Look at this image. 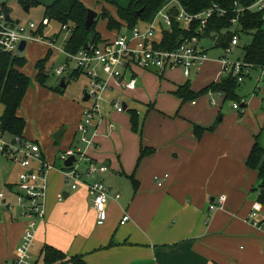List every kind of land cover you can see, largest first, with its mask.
I'll return each mask as SVG.
<instances>
[{
  "label": "crops",
  "instance_id": "1",
  "mask_svg": "<svg viewBox=\"0 0 264 264\" xmlns=\"http://www.w3.org/2000/svg\"><path fill=\"white\" fill-rule=\"evenodd\" d=\"M113 33L114 37L116 33ZM207 39L211 43L203 48L208 56L216 49H223L216 46L215 39ZM30 44L42 49L38 60L46 56L48 49L44 44ZM221 52L223 54V50ZM211 63L209 60L193 75H207ZM174 72L166 73L167 81L172 82ZM139 75L143 83L148 80L149 93L143 89ZM164 76L132 69L126 78H135V89L108 93V99L121 101L126 111L115 113L109 105H104L103 119L95 129L94 145L85 149L84 145L74 142L76 124L84 110L80 108L75 115L71 138L58 152L62 164L56 167V157L53 163L44 157L51 168L46 176L45 218L36 229L33 264L42 259L46 246L68 258L81 256L86 264H264V225L254 227L247 219L255 202L261 204L259 215L264 218V197L260 201L257 173L245 165L256 137L264 149V138L257 136L259 128L224 124L221 104L226 101L211 92L206 94L208 98L202 96L190 104L182 103L173 94L177 99L175 106L180 103L177 111L160 110L156 103L160 96L156 97L155 104L149 99L155 90L150 84L152 78L157 84L156 79ZM255 77L253 73L242 85L250 90L254 87L253 94L257 96L256 90H260L258 86L264 77L259 82ZM185 82L190 83V79ZM182 84L172 83L171 94ZM212 100L216 104L213 105ZM131 104L144 107V113L130 108ZM247 104L248 99L242 97L240 109ZM185 107L199 110L192 113ZM20 109L18 115L23 118ZM2 110L0 105V115ZM128 110H136L143 118L142 138L131 131ZM230 110L238 111L232 106ZM110 122L115 125L113 130L108 128ZM195 125L206 130L212 127L213 131H206L197 139ZM66 132L64 129L61 140ZM23 138L39 145L36 138L28 137L26 127ZM78 148L85 151V158L79 163L83 164L79 168L82 173L90 163L108 168L107 172L94 177L109 189L107 219L101 226L96 224L86 188L79 185L73 190L72 182H67L63 174L61 156ZM144 149L150 152L138 160ZM13 167L15 165L4 161V185L0 184L4 190L17 182V178L11 176ZM165 174L168 178L162 187H157L154 178ZM88 180L91 179L86 178ZM114 195L119 197L114 199ZM219 196L225 197L222 208L209 212V204ZM124 215L129 220L120 225ZM26 227L27 221L17 211L0 214V264H9L15 257Z\"/></svg>",
  "mask_w": 264,
  "mask_h": 264
},
{
  "label": "built area",
  "instance_id": "2",
  "mask_svg": "<svg viewBox=\"0 0 264 264\" xmlns=\"http://www.w3.org/2000/svg\"><path fill=\"white\" fill-rule=\"evenodd\" d=\"M7 1L9 0H0V58L4 55L21 56L19 46L22 42H25L26 47L29 43H40L56 55V61L61 57L60 61L47 71L48 76L53 75L60 80L64 78L65 82L80 76L88 80V88L84 90L83 95H88L91 106L83 110L81 119L76 124L78 143L84 145L85 149L94 145L95 129L103 119L105 104L109 105L112 112L125 113L123 103L115 99L109 100L108 93L112 90L125 92L135 89V78H126L127 73L139 68L163 77L168 72L179 71L184 80L189 81L191 75L202 69L209 61L206 49L200 44L203 39L200 36L208 20L214 14L225 16V11L216 6L198 14H190L173 0V5L165 4L150 22H140L131 29L124 27L110 40L102 41L99 45L86 44V48L82 47L76 53H71L66 50L71 34V29L67 25H61L60 30L52 38L44 37L38 34V30L41 24L49 26L47 21L43 20L39 25L32 22L23 25L19 21L16 24L9 13ZM247 9L264 12V0H255ZM242 11L243 9H238L237 13ZM7 16L11 20H7ZM236 23V19L231 20L232 25ZM174 24L184 32H188L194 26L197 30L191 37H182L172 50L157 47L162 35L172 32ZM63 32L67 36L62 47L58 48L56 46ZM238 43L239 37L234 35L229 44L222 49L224 55L220 58L222 72L226 73L227 77L231 75L236 78L239 85L253 73H256L255 80L261 81L264 77V66H254L243 59L229 62L228 56ZM211 94L223 97L220 92ZM212 104L216 103L212 100ZM232 108L239 110L240 104L234 103ZM114 127V123L110 122L109 130H113ZM0 155L21 169L14 186L5 190L4 186H0V214L4 211H17L19 216L27 221V227L15 250V257L9 264H33L32 251L36 229L45 218L48 186L46 176L51 165L45 161L37 143L18 137L8 140L0 134ZM69 156H74L75 162L70 168H63L64 177L67 182H72L73 190L79 185L86 188L96 215V224L101 226L107 219L109 189L102 181L94 180V177L97 173L107 172L108 168L90 163L88 169L82 173L78 165L85 158V151L79 148L67 151L61 156V160L64 161ZM86 178L91 180L86 181ZM167 178V174L155 177L154 183L157 187H162ZM118 197L119 195L113 196L114 199ZM224 202V196L217 197L209 204L208 211L215 212L221 209ZM261 210V204L255 202L247 218L250 224L257 228L264 225V218L259 215ZM128 220L129 217L124 215L120 225H124Z\"/></svg>",
  "mask_w": 264,
  "mask_h": 264
},
{
  "label": "trees",
  "instance_id": "3",
  "mask_svg": "<svg viewBox=\"0 0 264 264\" xmlns=\"http://www.w3.org/2000/svg\"><path fill=\"white\" fill-rule=\"evenodd\" d=\"M23 6L26 4L37 5L34 0H20ZM170 0H129L128 5L123 8L117 6L116 18L111 16L105 10L97 13V18L93 21L89 32L84 30V22L87 14V7L81 0H54L51 5L46 7L44 20L50 24L51 21L61 25H67L71 29L66 50L71 53H76L86 44L99 45L102 39L99 32L96 30V24L103 20L106 28L113 32H119L123 27L131 29L140 22H150L155 14ZM188 13L198 14L210 9L213 6L225 11V16L214 14L207 22V26L200 36L201 38L215 39L216 46L225 48L232 36L240 34L250 35L251 39L248 44L243 46V61L254 66H264V12L249 10L255 0H175ZM113 3V2H111ZM238 9H243L237 13ZM142 11L140 16L137 12ZM236 19L235 25L231 24V20ZM125 24L124 26H122ZM236 27L232 30L233 27ZM46 28L41 24L38 34L42 35ZM197 28L194 26L188 32H184L177 25H173L171 33L162 35L161 41L157 47L172 50L180 42L182 37H191L195 35ZM56 55L48 51L46 56L38 60L35 64V81L44 87L48 79L47 71L52 66V61ZM25 64L24 57L4 55L0 58V105L3 110L0 115V134L4 137L23 138V132L26 127V122L18 115L28 88L30 79L27 75L21 72V68ZM67 86V83H65ZM239 84L236 78L229 75L220 83H211L199 92L195 93L191 90L190 83L185 82L178 86L173 94L182 101V103L192 102L200 96L206 95L208 92L223 94L224 101H233L240 104L237 90ZM60 87L55 91L60 92ZM127 114L130 118L131 131L134 134L141 136V125L139 122V114L136 110H128ZM195 136L200 139L206 131H213V128L208 130L199 126L193 127ZM150 151L141 150L139 159L141 160ZM245 165L248 169L257 173L260 189V201L264 197V149L258 142V137L251 147V150L246 159ZM44 264H86L81 256L66 257L62 252L46 246L43 248Z\"/></svg>",
  "mask_w": 264,
  "mask_h": 264
},
{
  "label": "rangeland",
  "instance_id": "4",
  "mask_svg": "<svg viewBox=\"0 0 264 264\" xmlns=\"http://www.w3.org/2000/svg\"><path fill=\"white\" fill-rule=\"evenodd\" d=\"M37 5H30L28 12H24L22 1L20 0H9L7 1V7L9 13L14 20H18L21 24L26 25L28 22H32L35 25H39L43 22L45 16L46 7L49 6L53 0H34ZM87 9L93 10L97 13L105 10L111 16L116 18V8L124 7L128 4V0H81ZM113 2V3H111ZM173 5V0L168 2ZM123 24L122 26H124ZM124 28V27H123ZM236 27L234 26L232 30ZM60 30V25L56 22L51 21L49 26L43 30L42 35L44 37L52 38ZM96 30L99 32L102 39L112 38L114 33L106 28L105 21L100 20L96 24ZM66 33H61V40L57 43L58 48L62 47L63 41L66 38ZM250 35L240 34L238 46L232 49L231 54L228 56L229 62L241 61L242 59V48L250 42ZM211 43L210 39H202L201 46H208ZM214 50V49H212ZM217 51L213 52L208 56L209 60H212L210 64L211 71L203 75H191L190 77V87L191 90L195 93L199 92L201 89L206 87L211 83H220L222 80L226 79L227 74L222 72L220 65V56H222V50L216 49ZM42 49L35 44H28L25 52H22V56L25 59V64L21 70L29 77L30 86L26 93V96L21 104L20 113L26 122V129L28 137L32 139H37L39 143L40 150L43 156L46 158V161L53 163L54 158L56 157V167L62 164L58 159V152L64 146L65 142H68L72 135V125L75 115L80 108H89L91 102H82L83 92L88 88V80L80 76L76 79H71L67 83V87L60 92L55 91L59 87L60 79H57L53 75H49L46 85L44 87L39 86L35 81V64L40 58ZM224 56V55H223ZM56 61V57L52 61V66L59 62ZM51 66V67H52ZM53 66V67H54ZM140 74V73H139ZM140 81L143 83V77L140 76ZM167 74L163 79H156L158 82L155 84V79H151V89L153 85L155 90L151 93V98H149L152 103L155 104L156 97L160 96L157 100V106L160 110L164 111H177L180 103L175 106L177 99L171 94V88L173 89L172 83L179 85L185 82L184 78L179 74L178 71H175L172 75V82L167 81ZM148 82V80H147ZM144 81L143 89L149 93L148 83ZM249 81H246L248 84ZM243 84V83H242ZM240 84V85H242ZM260 90H256L257 96L253 94L254 87L251 88L248 86L242 85L239 88L238 98L239 101L244 97L245 100L248 99V104L246 108L239 109L236 112L230 110L231 106L234 104L233 101H226L222 105L221 114L223 115V123H232L237 125H242L245 128H259V132L256 134L264 138V79L258 86ZM207 97V95H204ZM202 97V96H200ZM208 98V97H207ZM191 102H189L190 104ZM219 103V102H218ZM239 104V103H237ZM130 108L133 107V104L129 105ZM175 106V107H174ZM139 111V114L144 113V107L135 105L133 107ZM189 108L192 113L199 109H192L190 107H185L184 109ZM74 109V110H73ZM182 110V109H181ZM140 125L142 127L143 118H139ZM65 129L63 140L55 141L54 134L59 130ZM260 134V135H259ZM138 137L142 138L137 134ZM75 144L79 142L77 138L74 140ZM0 184L4 185V161L8 164H13L15 167L11 170V176L18 178L21 169L19 170L16 167L17 164L11 162L8 158L0 155ZM83 167V164L79 165V168ZM38 264H43V257L40 258Z\"/></svg>",
  "mask_w": 264,
  "mask_h": 264
},
{
  "label": "water",
  "instance_id": "5",
  "mask_svg": "<svg viewBox=\"0 0 264 264\" xmlns=\"http://www.w3.org/2000/svg\"><path fill=\"white\" fill-rule=\"evenodd\" d=\"M29 8H30V4H26V5H24L22 10L24 12H28ZM141 13H142L141 10L139 12H137V16H140ZM97 15L98 14L95 11L90 10V9L87 10L86 19H85V22H84V30H85L86 33L89 32L93 21H95L96 18H97ZM174 16H176V13L174 14ZM7 20H11L9 16H7ZM15 23L17 24L18 20H15ZM25 47H26L25 42H22L20 44V46H19V51L20 52H24ZM84 48H86V45L84 46ZM59 87L61 89H65L66 85H65V79L64 78H62L60 80ZM88 100H89L88 95L84 94L83 98H82V102H87ZM241 107H243V105H241ZM122 108H123V110H126V105L124 103L122 104ZM221 119H222V117L220 116L218 118V120L221 121ZM63 133H64V129H61L57 133H55L54 134L55 141H60L61 138H62ZM74 162H75L74 156H69L66 160H64L63 165H64L65 168H70L73 165Z\"/></svg>",
  "mask_w": 264,
  "mask_h": 264
}]
</instances>
